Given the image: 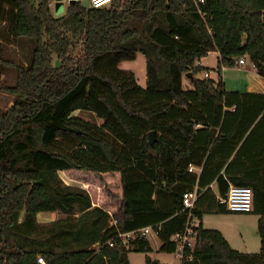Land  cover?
Masks as SVG:
<instances>
[{
    "label": "trees",
    "instance_id": "1",
    "mask_svg": "<svg viewBox=\"0 0 264 264\" xmlns=\"http://www.w3.org/2000/svg\"><path fill=\"white\" fill-rule=\"evenodd\" d=\"M52 1L0 0V93L15 98L0 106V264H38L39 257L130 264L129 254L153 249L140 235L127 246L119 236L148 227L160 252L176 254L173 238L191 222L199 224L195 242L181 264H264V168L237 175L211 168L228 142L221 137L228 116L242 110L221 69L247 59L264 79V0H113L99 9L76 2L59 18ZM11 44L23 50V63L9 57ZM212 52L220 55L218 81L198 78L208 72L197 63ZM138 54L146 58V88L118 68ZM249 96L252 105L262 102L235 129L243 135L264 125V95ZM61 174L88 189L65 186ZM215 181L222 198L228 183L253 191L260 253L235 251L203 227L204 215L230 213L207 189ZM194 191L190 219L183 198ZM54 212L67 218L41 227L38 216ZM145 264L161 263L146 257Z\"/></svg>",
    "mask_w": 264,
    "mask_h": 264
},
{
    "label": "rangeland",
    "instance_id": "2",
    "mask_svg": "<svg viewBox=\"0 0 264 264\" xmlns=\"http://www.w3.org/2000/svg\"><path fill=\"white\" fill-rule=\"evenodd\" d=\"M72 1L74 0H63L62 1V12L57 11V3L52 1L51 7L52 12L56 18H59L65 14L67 8L72 5ZM77 2H81L86 7L90 6L89 0H78ZM76 3V1H75ZM7 50L9 53V57H12L17 62L23 63L24 56L23 50L18 45H7ZM248 63V61L246 62ZM205 65L209 67L212 71L210 74V78H206L205 74L199 75L198 78L205 79H213L214 81H218V60L217 55L210 54V56L205 61ZM122 71L132 72L135 74L138 84L142 88H146L147 83V64L146 58L142 54H139L137 59L133 62H122L119 67ZM225 77V81L227 82L228 90H233L237 86L243 85L246 83V75L244 73H240L233 70H228L223 73ZM4 79V77H2ZM13 79V77H12ZM12 83V81H11ZM184 86L187 89H192L190 82L187 77L184 76L183 79ZM15 98L12 96L0 93V106L2 109H8L14 102ZM75 116L78 118L89 122L95 125H102L103 121L97 119V117L89 112L85 111H77L75 112ZM62 179L64 180L65 186L72 187H80L82 189L87 190L88 186L83 184L74 183L68 181L64 175L61 174ZM67 216L63 215L60 212L54 213H44L40 214L37 218L38 223L44 229L49 228L55 222L66 219ZM203 227L207 230H213L220 232L224 238L229 242L230 246L233 250L238 251L244 254H258L260 253V238L258 235V217L251 214H241V213H212L206 214L202 219ZM149 242L152 246L156 247L158 243V238L150 236ZM131 260V264H144L145 255L143 254H131L129 256ZM152 259H156L164 264H181V259L179 255L176 254H167V253H155L151 255Z\"/></svg>",
    "mask_w": 264,
    "mask_h": 264
},
{
    "label": "crops",
    "instance_id": "3",
    "mask_svg": "<svg viewBox=\"0 0 264 264\" xmlns=\"http://www.w3.org/2000/svg\"><path fill=\"white\" fill-rule=\"evenodd\" d=\"M210 54L217 55V60L219 63L220 55L217 52H212ZM208 57L203 58L199 61V67L205 68L207 72L211 74L212 71L209 69V67L205 65V61L207 60ZM247 61L248 60L245 59L244 65L237 64L235 68H224V70L221 69V78L224 83L226 91L228 93L238 94L237 97L238 100L242 99V104H241L242 110L238 118L233 116H228L227 122L224 125V129H223L224 131L223 133H221L222 139H226L228 142L219 146L218 149L215 150L211 159V168L213 169L222 168L223 170L228 169L230 170V172H233V174L236 175L240 174L241 171L264 168V125H262V127L258 131H254L252 133L251 130H248V132L244 135L242 134V131H238V132L235 131V129L238 127L240 123L244 122L246 125L251 120L252 115L259 110V106L261 105L262 101L260 100H257L255 102L257 105L256 104L252 105V102L255 101L256 98H252L249 95H264V79H262L260 76L257 75L254 67L251 66L249 61L248 63H246ZM228 70L244 73L246 75V80H247L246 83L237 86L233 90H228L227 82L225 81V77L223 75V73ZM225 112L234 113L235 108L226 107ZM201 127L202 126L199 125L197 126V128H201ZM219 132H220V128L216 129V134H219ZM235 142H237V144ZM193 173L200 174L201 169L196 168ZM207 189H211V191L215 194L217 201L221 204L220 200L222 199V197L219 194L217 181L213 182ZM206 190H203L202 193H204ZM153 237L158 238L157 236H153ZM151 247L153 249V252L151 254L148 255L143 254L145 255L144 264L146 262V257L151 258V255L160 252L162 243L158 239V243L156 247L152 245ZM132 254H136V253H132ZM130 255L131 254H129V256ZM129 256L128 259L131 264V260ZM160 263L164 264L162 262Z\"/></svg>",
    "mask_w": 264,
    "mask_h": 264
},
{
    "label": "built area",
    "instance_id": "4",
    "mask_svg": "<svg viewBox=\"0 0 264 264\" xmlns=\"http://www.w3.org/2000/svg\"><path fill=\"white\" fill-rule=\"evenodd\" d=\"M77 2L78 0H74V2ZM113 0H89L90 7L94 9H99L104 6L109 5ZM203 3V1H200ZM239 65H244L245 60L241 59L238 62ZM199 66V62L197 63ZM225 67L222 69L224 70ZM206 78H210V73L205 74ZM195 167L190 166L189 172L193 173L195 171ZM229 184V190L227 195L220 200L221 204L225 205L227 207V210L231 213H242V214H249L253 211V191L250 188L246 187H239ZM198 199V193L197 191H194L193 193H189L184 195L183 198V204L185 207V210H188L190 213V219H192V211L195 208L196 201ZM197 226V224L191 222L190 226L186 229V231L182 234H178L174 236V241L177 242V254L179 255V258L181 259L184 250L186 247L192 248L194 246V237L195 234L193 232L192 227ZM140 235L142 237H145L147 239L150 238V236H157V232L154 228L148 227L145 229H142L138 232L129 233L125 235L119 236L123 240V244L125 246L128 245L129 241L131 239H136V237ZM111 247H113V243H109ZM38 264H46L45 261L42 258L37 259Z\"/></svg>",
    "mask_w": 264,
    "mask_h": 264
},
{
    "label": "water",
    "instance_id": "5",
    "mask_svg": "<svg viewBox=\"0 0 264 264\" xmlns=\"http://www.w3.org/2000/svg\"><path fill=\"white\" fill-rule=\"evenodd\" d=\"M62 1L63 0H55V2L57 3V11L59 12H62ZM72 3L74 4L75 2L72 1ZM149 138H150V144L153 145L156 141H157V138H156V133L155 132H152L150 133L149 135Z\"/></svg>",
    "mask_w": 264,
    "mask_h": 264
}]
</instances>
